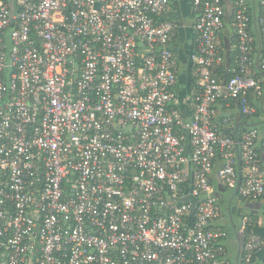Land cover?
Returning <instances> with one entry per match:
<instances>
[{
  "label": "built area",
  "instance_id": "1",
  "mask_svg": "<svg viewBox=\"0 0 264 264\" xmlns=\"http://www.w3.org/2000/svg\"><path fill=\"white\" fill-rule=\"evenodd\" d=\"M168 3L0 0V264H233L212 183L217 165L236 185L233 120L216 105L256 113L251 9L233 1L234 74L222 80L224 2L192 0L195 89L180 97ZM258 138L241 136L240 202L264 199ZM246 215L242 264H264L261 217Z\"/></svg>",
  "mask_w": 264,
  "mask_h": 264
},
{
  "label": "crops",
  "instance_id": "2",
  "mask_svg": "<svg viewBox=\"0 0 264 264\" xmlns=\"http://www.w3.org/2000/svg\"><path fill=\"white\" fill-rule=\"evenodd\" d=\"M234 0H232L233 2ZM250 6V0H247ZM258 2V0H257ZM251 9V7H250ZM162 18L176 20L181 24V28L178 29L176 35L170 42V47L174 52L176 59V69L178 75L177 82V93L180 97L190 96L195 89V77H194V66L190 58L194 48V32L193 25L196 22V13L193 10L192 0H169L168 8L163 14ZM219 39L223 48L224 63L230 64L228 53L233 51L235 48L234 43L231 39V30L223 29L220 32ZM235 62V61H234ZM231 103L225 99L220 100L216 105L219 116L227 115L230 113ZM184 107V106H183ZM186 109H184L185 111ZM186 112V111H185ZM259 132V138L256 141V153L259 160L260 169H264V124L257 127ZM242 166V165H241ZM244 169H241L243 174ZM212 182L216 190L219 187H223L219 177L217 176V165L215 166L212 173ZM259 213L261 211H258ZM259 216V214H258ZM256 232L264 236V222H261L255 227ZM262 254H259L261 259Z\"/></svg>",
  "mask_w": 264,
  "mask_h": 264
},
{
  "label": "water",
  "instance_id": "3",
  "mask_svg": "<svg viewBox=\"0 0 264 264\" xmlns=\"http://www.w3.org/2000/svg\"><path fill=\"white\" fill-rule=\"evenodd\" d=\"M223 2L225 5V16L227 19H230L233 13V2L232 0H223ZM250 7H251V22H252V29H253L254 43H255V54L253 58V65H255L260 75L263 76L262 70L260 69L259 66V60L261 58L263 48H262L260 26L258 23L257 0H250ZM259 107L261 109V114L259 115L256 121L254 122L241 121L236 124L233 122V138L235 142L234 151L236 158L237 182L236 185L231 190H226L224 187H219L218 188L219 193L214 194L215 197H217L220 201H223L224 203L222 206L224 215L226 217V221L229 226V229L232 235L234 236L235 244H234L233 264H241L243 234L239 231L238 220L240 221L241 219L242 209L248 208L254 212L264 211V199L251 200L241 204H239L240 201L236 199L238 187L240 185L241 177H242L239 127L246 126L247 128H251L264 124V89L262 96L259 99ZM255 229L256 228H254L255 233L259 234L258 232H256Z\"/></svg>",
  "mask_w": 264,
  "mask_h": 264
},
{
  "label": "trees",
  "instance_id": "4",
  "mask_svg": "<svg viewBox=\"0 0 264 264\" xmlns=\"http://www.w3.org/2000/svg\"><path fill=\"white\" fill-rule=\"evenodd\" d=\"M231 21L232 19H227L226 16H224V28H227V29H230L231 30V39L230 41L232 40L233 43H235V35H234V32L232 30V26H231ZM262 38V36H261ZM231 54L228 53V58H229V61L231 62L230 64L226 65V63H223V65L219 66L215 72L216 74L219 75V77L222 79V80H227L229 77H231L234 72L231 70L234 66V61H235V56H236V51L235 49L233 51H230ZM251 75L252 77L259 81L260 84H262L264 86V79H263V76L260 75V73L258 72V70L256 69L255 65L252 66V69H251ZM246 96H247V99L249 100V102L255 106L256 108V113L253 115V117H250L248 118L247 116L243 115L239 110L238 108L236 107V99H233V98H230L229 99V102L231 103V106H230V113H226L227 115L231 116L232 117V120L233 122L236 124L238 122H241V121H247V122H254L257 120V118L259 117V115L261 114V109L259 107V99L261 97H257L256 94L252 91V90H249L248 93H246ZM259 127V126H257ZM256 127V128H257ZM248 128L246 126H240L239 127V136H240V140H241V136H242V133L247 130ZM231 130H233V125L231 127V129L229 130H224L225 132L229 133ZM262 142H264V139L262 140ZM242 213V211H241ZM248 213V214H247ZM247 215H249L253 221L255 222V220L257 219L258 217V214L259 212H254L252 211L251 209L247 211ZM226 228L228 230L229 229V226L228 224L226 225ZM233 261V259H232ZM241 264H242V261H241Z\"/></svg>",
  "mask_w": 264,
  "mask_h": 264
},
{
  "label": "rangeland",
  "instance_id": "5",
  "mask_svg": "<svg viewBox=\"0 0 264 264\" xmlns=\"http://www.w3.org/2000/svg\"><path fill=\"white\" fill-rule=\"evenodd\" d=\"M178 22V21H177ZM228 28V27H227ZM226 28V29H227ZM222 50H223V48H222ZM224 52V51H223ZM213 183V182H212ZM213 190H214V194H217V193H219V191L218 190H216L215 189V187L213 186ZM243 202H247V201H243ZM248 210H250V209H248V208H243L242 209V214H246L247 213V211ZM248 214V213H247ZM246 216H248V217H250L249 215H246ZM259 217H261V222H264V211H261L260 213H259ZM239 225H240V221L238 220V227H239ZM226 243H227V247H228V249H229V252H230V254H231V257H232V259H233V257H234V244H235V242H234V236L232 235V233H231V231L229 230V239H227V241H226Z\"/></svg>",
  "mask_w": 264,
  "mask_h": 264
},
{
  "label": "flooded vegetation",
  "instance_id": "6",
  "mask_svg": "<svg viewBox=\"0 0 264 264\" xmlns=\"http://www.w3.org/2000/svg\"><path fill=\"white\" fill-rule=\"evenodd\" d=\"M220 201V200H219ZM220 203H221V205L223 206V201H220ZM241 203H244V202H240L239 204H241ZM237 219V218H236Z\"/></svg>",
  "mask_w": 264,
  "mask_h": 264
}]
</instances>
